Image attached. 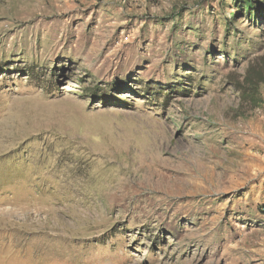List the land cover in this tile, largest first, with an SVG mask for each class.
Instances as JSON below:
<instances>
[{
    "label": "rangeland",
    "instance_id": "obj_1",
    "mask_svg": "<svg viewBox=\"0 0 264 264\" xmlns=\"http://www.w3.org/2000/svg\"><path fill=\"white\" fill-rule=\"evenodd\" d=\"M0 0V264H264V0Z\"/></svg>",
    "mask_w": 264,
    "mask_h": 264
},
{
    "label": "trees",
    "instance_id": "obj_2",
    "mask_svg": "<svg viewBox=\"0 0 264 264\" xmlns=\"http://www.w3.org/2000/svg\"><path fill=\"white\" fill-rule=\"evenodd\" d=\"M238 7L247 13L250 11H257L252 0H235ZM264 84V72L256 71L254 68H249L244 80V89L242 99L250 105L257 107L260 103V86Z\"/></svg>",
    "mask_w": 264,
    "mask_h": 264
}]
</instances>
